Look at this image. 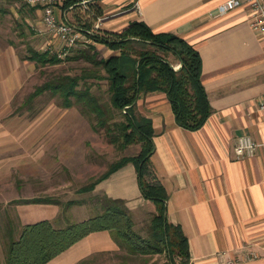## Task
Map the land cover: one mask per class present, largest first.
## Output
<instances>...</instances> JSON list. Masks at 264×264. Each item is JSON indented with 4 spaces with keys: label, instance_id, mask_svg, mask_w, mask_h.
<instances>
[{
    "label": "crops",
    "instance_id": "crops-1",
    "mask_svg": "<svg viewBox=\"0 0 264 264\" xmlns=\"http://www.w3.org/2000/svg\"><path fill=\"white\" fill-rule=\"evenodd\" d=\"M65 1L58 4L57 13L62 21L71 24L74 10L64 9ZM226 1L82 0L81 4L86 10L90 3L101 8L102 15L97 17L91 34L119 33L135 21H144L154 32L177 34L199 51L202 81L213 109L206 124L197 131L179 127L168 97L162 92L141 95L135 115L153 123L155 151L151 161L169 195L168 219L180 225L188 238L191 264H264V111L260 109L264 100V38L252 30L246 4L218 16V7ZM23 2L0 0L1 202L6 200V194L12 195L13 201L22 200L23 193L21 184L7 181L8 171L16 162L21 171L23 139L21 129L11 130L5 125L4 108L23 88V74L21 67L13 63L16 57L11 44L28 35L22 28L43 25V12L33 6L26 8ZM80 32L85 42L97 46L101 57L115 54L107 45L93 42ZM54 37L60 41L57 35ZM45 45L47 52L54 44ZM180 67L178 64L177 69ZM57 117L45 116L46 135L52 138ZM81 119L82 116L63 115L60 134L66 137V124L83 123ZM244 135L261 146L254 156L238 159L236 147ZM34 169L31 166V171ZM32 188L36 190L31 183ZM93 192L127 201L134 220L155 211L154 204L141 195L132 164L99 183ZM58 212L54 204H20L14 211L23 225L52 221ZM9 216L0 210V219ZM119 251L110 231L95 232L47 264H78L95 255ZM3 253L0 239V254ZM148 259L147 264H171L165 255ZM107 262L103 260L102 264Z\"/></svg>",
    "mask_w": 264,
    "mask_h": 264
},
{
    "label": "trees",
    "instance_id": "trees-1",
    "mask_svg": "<svg viewBox=\"0 0 264 264\" xmlns=\"http://www.w3.org/2000/svg\"><path fill=\"white\" fill-rule=\"evenodd\" d=\"M81 2L65 1L64 9L74 10L71 24L93 42L107 45L115 54L101 57L93 43L74 49L75 55L68 60L84 64L80 73L53 76L36 87L26 104L50 92L53 97H59L62 108H77L81 116L90 121L95 132L104 130L118 149L139 145L137 155L112 162L104 174L79 192H93L99 183L132 164L137 171L141 195L154 204L155 211L150 214V226L144 235L136 231L131 211L124 205L126 202L107 196L103 197L100 215L65 228H58L49 220L23 225L19 216H9L3 219V239L6 238L7 242L5 259L0 260V264H47L90 234L101 231L111 232L120 251L95 255L78 264H102L103 260L109 261L106 264H147L148 258L155 255H165L171 264H191L188 238L180 225L168 219L169 195L156 176L151 161L155 151L153 123L135 117L133 112L141 95L162 92L168 97L177 125L190 131L200 130L213 113L202 81L201 55L181 36L156 33L144 21H135L119 33L94 31L91 34L102 11L93 3L87 10L83 9ZM32 53L30 60L39 69L62 62L50 51ZM176 64L181 67L176 69ZM104 84H107L109 95L107 102L93 92L96 85L102 87ZM11 204L62 203L51 197H35L15 200ZM106 256L108 258L104 259Z\"/></svg>",
    "mask_w": 264,
    "mask_h": 264
},
{
    "label": "rangeland",
    "instance_id": "rangeland-1",
    "mask_svg": "<svg viewBox=\"0 0 264 264\" xmlns=\"http://www.w3.org/2000/svg\"><path fill=\"white\" fill-rule=\"evenodd\" d=\"M23 4L28 8L29 5L25 2ZM35 8L42 11L39 7ZM38 26L34 25L33 28H25V30L22 28L23 33L25 34L26 31L28 35L23 36L20 42L11 44L16 57L13 58V63L16 67H21L23 74V88L10 102V106L4 108L5 125L11 130L21 129L23 139L21 171L17 170L19 163L16 162L12 170L8 171L7 181L12 184L15 182L16 185L21 184L22 199L51 197L61 201V205H55L59 208V212L55 214L57 218L52 222L58 228H65L100 215L103 212L104 196L116 199L105 192L80 193L79 190L104 174L112 162L124 156L137 155L140 146L132 145L124 150L118 149L109 141L104 130L95 132L90 121L83 117L81 119L84 120L83 123L80 121L78 124L76 122L66 124L64 129L66 137L62 136L60 134L63 130L62 116L73 117L81 116V114L77 108H62L59 97H53L50 92L26 104L28 96L36 87L59 74L80 73V69L84 66L82 62L68 60V58L75 55L74 49L80 48L87 42L83 41L72 49L66 50V46L54 37L55 34L46 32L43 25L40 28ZM34 30H37L36 34H33ZM46 42L54 44L52 50L49 51L53 55H58L62 62L39 69L37 64L30 60V56L33 55V51L45 52ZM7 61L9 63V60ZM93 92L102 96L104 101H108L107 84L102 87L96 85ZM133 113L136 117L135 111ZM47 114L58 116L59 122L55 124L53 138L51 135H46L45 116ZM30 132L34 133L30 135ZM31 166L35 168V171H31ZM31 183L32 186L35 185L36 190L33 188L31 190ZM113 183V181L110 182L111 185ZM112 187L115 191V186ZM12 197L6 194V200L0 201V210L4 209L10 216L15 217L16 206L11 204ZM125 202V207H128L127 201ZM140 216L135 219V229L144 235L146 228L150 226L151 216L149 214ZM2 226H5V221L0 219V239L4 248V253L0 254V260L4 261L7 239H3Z\"/></svg>",
    "mask_w": 264,
    "mask_h": 264
},
{
    "label": "built area",
    "instance_id": "built-area-1",
    "mask_svg": "<svg viewBox=\"0 0 264 264\" xmlns=\"http://www.w3.org/2000/svg\"><path fill=\"white\" fill-rule=\"evenodd\" d=\"M24 2L29 6L42 9L43 26L46 32L57 35L66 46V50H70L84 41L83 34L77 28L59 18L57 6L61 0H24ZM83 4L86 5V1H83ZM243 4L248 6L249 23L252 30L264 38V0H228L220 4L217 14L218 16H224ZM260 109L264 111V100L261 103ZM124 112L126 111L124 110ZM260 146L249 135L240 137L236 147L237 158L242 159L254 156Z\"/></svg>",
    "mask_w": 264,
    "mask_h": 264
}]
</instances>
